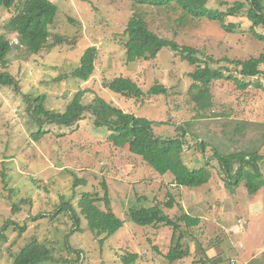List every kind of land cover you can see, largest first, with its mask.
<instances>
[{
  "label": "rangeland",
  "instance_id": "374dc122",
  "mask_svg": "<svg viewBox=\"0 0 264 264\" xmlns=\"http://www.w3.org/2000/svg\"><path fill=\"white\" fill-rule=\"evenodd\" d=\"M22 1L10 8L0 7V35L12 45L7 54L6 71L17 81L16 86H0V264H11L19 249L32 239L51 249L52 259L37 264H125L123 256L127 260L135 256L130 264H181L180 259L171 261L165 256L174 248L179 233L184 232L183 245L186 238L197 240L201 234H205L201 238L213 239L210 234L222 229L216 225L220 216L218 210L222 209L220 201L232 196L230 193L236 188L241 190L235 200H242L249 194L246 188L237 185L230 191L221 177L223 172L215 165L210 169L205 186L183 187L179 197L172 193L177 203L165 209L169 217L181 215L182 209L199 221L188 229L180 222V229L171 242L172 225L159 223L152 228L137 225L127 218V207L138 206L135 202L144 193L166 201L164 193L170 185V176L161 181L162 188L148 193L149 188L159 186L155 182L147 186L144 181L154 170L139 155L112 144L107 137L108 129L96 126L89 111L70 127L44 124L46 132L34 139L31 133L39 127L26 112L25 98L33 100L44 95V106L62 112L76 90L86 89L83 104L99 97L135 116L163 122L154 124L153 132L161 137L181 136L185 140L182 158L188 160L190 166L213 160L210 146L202 153L200 142L214 141L223 146L220 147L222 153L235 149L250 152L254 148L264 155V65L260 66V74L244 77L240 67L230 61L264 52V41L256 39L251 31L246 7L235 15H225L222 26L203 16H188L182 22L177 17L181 9L174 3L172 6H175L168 9L132 0H51L57 10L48 25L49 41L59 35L61 43L30 54L18 43L16 33L5 28ZM245 1L208 0L205 6L226 11L236 2ZM133 9L143 12L149 29L157 35L179 45L204 50L213 58L211 66L229 76L210 82L208 105L200 107L189 100L188 87L193 82L189 74L196 67L182 60L179 51L165 46L152 60L126 61L123 31ZM254 30L264 33L261 26ZM89 46L97 49L94 71L87 81H81L74 78L71 71L79 65L80 56ZM207 54H197L202 65L206 57H210ZM223 57L225 59H221ZM231 75L245 86L240 87ZM115 76L135 81L145 92L142 98H126L109 90L104 84ZM155 83L164 84L167 93L148 94ZM238 131L240 134L236 133ZM258 165L264 175V159ZM131 173H134L132 177ZM122 175L123 178L119 177ZM102 182L107 184L110 205L105 206L101 201L97 202L98 206L123 220V225L108 236L91 231L83 216L79 215L76 221L68 208L60 207L68 201L77 211L82 192L101 196ZM151 185L155 187H149ZM208 186L213 187L209 193ZM189 192L214 210L204 218L202 211L205 213L206 207L199 204L192 207L184 201L192 196ZM24 196H32L33 201L28 205L19 204V198ZM137 203L150 204L149 200L141 199ZM14 207L18 209L15 212ZM21 226H25L23 231L19 230Z\"/></svg>",
  "mask_w": 264,
  "mask_h": 264
},
{
  "label": "trees",
  "instance_id": "16d2710c",
  "mask_svg": "<svg viewBox=\"0 0 264 264\" xmlns=\"http://www.w3.org/2000/svg\"><path fill=\"white\" fill-rule=\"evenodd\" d=\"M208 0H132L139 4L146 3L150 6L158 8L172 9L177 5L181 9V15L177 16L181 21L199 16L206 17L210 20H215L223 26L225 15H235L243 7L245 15L251 21V31L258 40L264 41V33L255 32L256 26L264 28V0H246L245 2H236V4L226 11H219L217 8L206 7L205 3ZM19 0H0V7L10 8ZM172 3L175 5L172 6ZM194 3V4H193ZM194 5L196 7H194ZM200 7V9H199ZM57 7L51 0H23L18 6L17 12L12 15L5 24L8 32H14L17 35L18 43L22 45L30 54H37L44 48H50L61 43V37L56 35L55 38L49 41L48 25L53 22ZM125 59L127 62L134 60H152L162 47H169L174 51H179L180 58L187 61L190 65H195V70L189 75L193 82L188 87L190 93V101H194L195 105L205 107L209 104L210 93L209 85L213 79L229 78L222 72V69H214L211 66L213 58L204 50H199L188 45H179L172 39H167L157 35L149 29L142 11L134 10L131 12L123 31ZM49 41V43H48ZM12 48L11 43L5 37L0 35V86H16L17 81L12 74L6 71L8 64L7 54ZM198 53L207 54L200 62ZM97 55L95 46H89L85 49L79 59V65L71 71V75L81 81H87L94 71V59ZM225 59V57L221 58ZM236 66L240 67V74L244 77L256 76L262 71L261 65H264V52L258 56H250L247 59L230 60ZM233 78L240 87H244V82L240 79ZM109 90L118 93L126 98H142L145 92L138 84L129 77L115 76L104 84ZM86 89H78L71 96L62 112L50 110L44 106V95H40L31 100L26 96L25 100L28 103L26 108L27 114H30L32 119L36 121L38 129L31 133L34 139L42 136L46 130L44 124H52L57 126L70 127L76 124L86 111H89L94 116V124L96 126H105L108 129L107 137L115 146L126 148L130 153L139 155L142 160L149 165L154 171L159 174L170 173L173 177L172 183L176 187L191 188L199 187L208 181L210 169L212 166L220 167L223 172L221 177L225 181L227 188L233 191L240 183L244 186L249 194L254 193L264 186V175L260 171L258 162L264 159V155L259 154L257 149L233 150L228 153L220 151L219 144L199 143V149L204 152L208 145L210 146V155L213 160L209 159L204 165L190 166L188 160L182 158L184 153L185 140L178 136L176 137H161L153 132L154 124L163 122L150 120L146 117L135 116L132 113L125 112L112 103L105 101L99 97H94L88 104L82 103V97ZM150 95L166 94L167 88L162 83L153 84L148 92ZM239 123V122H238ZM242 126V125H241ZM240 134V131L236 132ZM212 144V145H211ZM255 148H257L255 146ZM215 161L217 164H215ZM5 175L7 173H4ZM83 182V180H76ZM103 194L90 193L89 191L82 192L81 197L77 201V211L73 209L72 204L65 201L60 207L64 206L71 211L73 219L79 220L81 215L87 221V226L91 231L96 233H106L110 235L123 225V220L116 217L112 212L103 211L97 202L103 201L105 206L110 205L108 195V187L105 182H102ZM137 193V191H135ZM164 196L167 200L162 202L156 196L149 199L148 196L142 195L138 200H149V206L129 205L127 207V218L140 226L156 227L159 223L172 225V237L179 230L180 222H184L185 227L191 228L195 226L199 218L190 215L180 209L181 215L178 214L173 219L169 217L165 209H171L177 202L173 197L170 188L168 187ZM164 197V198H165ZM33 201L32 196H24L19 198V204L28 205ZM79 209V210H78ZM15 212L18 209L12 208ZM177 219V220H176ZM14 224V222H12ZM25 226L19 228L23 231ZM187 229L185 230L187 233ZM184 232L179 233L177 242L174 248H171L166 257L172 260H179L183 255L187 254L188 248L183 245L181 239ZM3 236V235H2ZM51 249L47 248L44 243L32 239L23 245L14 255L11 264H37L44 260L52 259ZM135 258V256H134ZM125 259L123 262L130 264L134 261ZM133 263V262H132Z\"/></svg>",
  "mask_w": 264,
  "mask_h": 264
},
{
  "label": "crops",
  "instance_id": "0c3cea01",
  "mask_svg": "<svg viewBox=\"0 0 264 264\" xmlns=\"http://www.w3.org/2000/svg\"><path fill=\"white\" fill-rule=\"evenodd\" d=\"M130 169L131 167L127 169V176L130 175ZM145 171H147L146 168ZM133 174L131 173V177ZM168 176H170L171 182L169 186H166L165 192L169 187L170 191L179 197L183 187H176L172 183L173 177L170 173L159 174L155 171L148 173V176L144 178L145 184L155 182L159 186L149 188L147 192L156 191L159 187L162 188L161 181ZM119 177L123 178V175ZM238 186L245 187L243 183ZM211 188L213 187H209L206 191L211 192ZM236 189L230 193L232 196L220 201L222 209L221 211L218 210L220 216L216 225L222 229L217 231L219 233L210 234L209 231L207 232L213 235V239L201 238L205 234H201L197 240L186 238L185 246L188 248V252L180 258L181 264H264V186L258 189L255 194H245L243 199H238V201L235 200V197L239 195L241 188ZM143 195L151 199L149 194L144 193ZM197 198L199 197L192 193V196H188L184 201L191 204L192 207L198 204L202 208L206 207V212L202 211L205 218L214 209L209 207L208 203L204 206L202 204L204 202ZM239 218L241 219L240 223L238 222ZM231 259H234L235 262L232 263Z\"/></svg>",
  "mask_w": 264,
  "mask_h": 264
},
{
  "label": "built area",
  "instance_id": "2783aa9c",
  "mask_svg": "<svg viewBox=\"0 0 264 264\" xmlns=\"http://www.w3.org/2000/svg\"><path fill=\"white\" fill-rule=\"evenodd\" d=\"M231 262H232V263H234V262H235V260H234V259H231Z\"/></svg>",
  "mask_w": 264,
  "mask_h": 264
}]
</instances>
